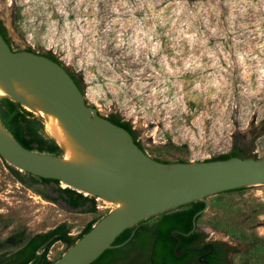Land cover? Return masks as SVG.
I'll list each match as a JSON object with an SVG mask.
<instances>
[{
    "label": "rangeland",
    "instance_id": "1",
    "mask_svg": "<svg viewBox=\"0 0 264 264\" xmlns=\"http://www.w3.org/2000/svg\"><path fill=\"white\" fill-rule=\"evenodd\" d=\"M0 20L79 76L101 116L129 121L148 156L196 162L239 146L264 157V0H0ZM46 190L0 158V254L64 222L77 237L114 208L96 199L95 213L70 211L36 193ZM208 201L200 226L235 247L234 264H264V250L247 259L238 237L264 241V188ZM67 249L55 243L48 259Z\"/></svg>",
    "mask_w": 264,
    "mask_h": 264
},
{
    "label": "water",
    "instance_id": "2",
    "mask_svg": "<svg viewBox=\"0 0 264 264\" xmlns=\"http://www.w3.org/2000/svg\"><path fill=\"white\" fill-rule=\"evenodd\" d=\"M2 99L16 112L21 113L16 103L31 112L27 117L40 120L60 149L59 155L28 150L0 122V158L8 166L114 206L54 264H92L130 241L135 229L113 245L125 230L152 217L201 202L195 219L208 209L209 197L264 188V157L165 163L148 156L130 132L87 104L66 67L33 52L0 25Z\"/></svg>",
    "mask_w": 264,
    "mask_h": 264
},
{
    "label": "trees",
    "instance_id": "3",
    "mask_svg": "<svg viewBox=\"0 0 264 264\" xmlns=\"http://www.w3.org/2000/svg\"><path fill=\"white\" fill-rule=\"evenodd\" d=\"M0 25L4 27L1 20H0ZM46 56L51 60L62 65V63L54 56L52 55H46ZM70 74L74 79V81L76 82V84L79 86V88L83 91L81 78L74 73L70 72ZM16 106L21 113L16 112L14 105L9 101L5 99L0 100V122L3 124V126L24 148L28 150H34L39 153H48L52 155H57L56 153L59 151V148L55 144V142L50 139L49 140L45 139L39 132V128L42 127L40 120L31 119L27 117V116L32 117L33 114L22 108L17 103ZM106 118L112 123L120 127H123L128 132H130L135 143L139 146V148H141L144 151L141 144L137 141L136 133L132 129V125L129 121L122 119L119 115L116 114L110 115ZM230 157L256 158L255 156L251 155L248 150L239 146H234L227 154H223L215 158L207 159L205 161L225 160ZM156 160H160V159H156ZM160 161L165 163L169 162L165 160H160ZM176 162H187V161L180 160ZM8 168L10 169L13 177L21 184L27 185L28 187H30L31 185H41L45 188L49 187L54 193H57L59 199L65 202L69 207L73 209H79L81 213L96 212V198L85 196L84 194L78 193L77 191L72 190L68 187L62 189L59 187L60 183L58 181H52L49 179H41L38 177H34L30 174L20 172L10 166H8ZM245 189H237L225 193L241 192ZM36 193L40 195L43 199L52 203H56V199L51 198L47 190L39 191ZM188 206L191 207L189 211L187 212L183 211L179 213L175 212L170 217L176 216L178 218L185 219L186 216L190 217L196 211L201 210L204 207V204L201 202H195L183 207H188ZM95 223L96 221L86 225L77 237H73L70 235V226L65 222L60 223L59 225L55 226L54 228L46 232L34 234L31 237H29L18 250L12 253L0 254V264H53L48 259V252L55 243L60 242L69 248L79 238H81L85 233H87ZM135 228L136 227H132L130 229L125 230L120 236H118L115 239L113 245H118L123 243L130 236L131 232ZM137 232L138 230H135L136 234ZM238 237L241 239V242L243 243L244 246L243 254L247 259L257 257L259 253L264 250V241L262 239L255 236L245 237L240 232L238 233ZM122 255H123V251L121 248L118 247L113 248L105 251L92 264H117V262L121 259Z\"/></svg>",
    "mask_w": 264,
    "mask_h": 264
},
{
    "label": "flooded vegetation",
    "instance_id": "4",
    "mask_svg": "<svg viewBox=\"0 0 264 264\" xmlns=\"http://www.w3.org/2000/svg\"><path fill=\"white\" fill-rule=\"evenodd\" d=\"M190 209L181 207L137 226V234L118 247L123 255L117 264H234L235 247L209 236L199 223L204 213L194 219L200 210L185 219L170 217Z\"/></svg>",
    "mask_w": 264,
    "mask_h": 264
}]
</instances>
